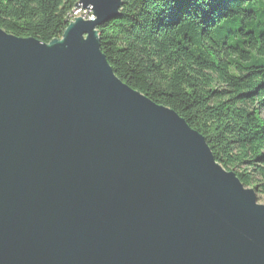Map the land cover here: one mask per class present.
Listing matches in <instances>:
<instances>
[{
    "label": "water",
    "instance_id": "water-1",
    "mask_svg": "<svg viewBox=\"0 0 264 264\" xmlns=\"http://www.w3.org/2000/svg\"><path fill=\"white\" fill-rule=\"evenodd\" d=\"M122 5L49 43L0 27V264H264L256 190L102 51Z\"/></svg>",
    "mask_w": 264,
    "mask_h": 264
},
{
    "label": "trees",
    "instance_id": "trees-1",
    "mask_svg": "<svg viewBox=\"0 0 264 264\" xmlns=\"http://www.w3.org/2000/svg\"><path fill=\"white\" fill-rule=\"evenodd\" d=\"M79 1L0 0V27L49 43ZM98 30L116 75L175 110L264 200V0H123Z\"/></svg>",
    "mask_w": 264,
    "mask_h": 264
},
{
    "label": "rangeland",
    "instance_id": "rangeland-1",
    "mask_svg": "<svg viewBox=\"0 0 264 264\" xmlns=\"http://www.w3.org/2000/svg\"><path fill=\"white\" fill-rule=\"evenodd\" d=\"M75 17L77 16H83L85 18H90L92 16V14L88 11V10H83V11H75L74 12ZM260 203L264 204V200H259Z\"/></svg>",
    "mask_w": 264,
    "mask_h": 264
},
{
    "label": "bare ground",
    "instance_id": "bare-ground-1",
    "mask_svg": "<svg viewBox=\"0 0 264 264\" xmlns=\"http://www.w3.org/2000/svg\"><path fill=\"white\" fill-rule=\"evenodd\" d=\"M73 20H74V19H73ZM73 20H71V21H73ZM71 21H70V22H71ZM70 22H69V23H70Z\"/></svg>",
    "mask_w": 264,
    "mask_h": 264
}]
</instances>
